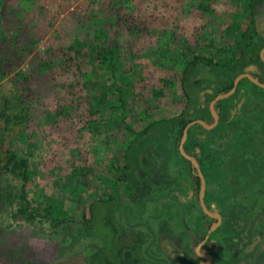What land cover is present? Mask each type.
Returning <instances> with one entry per match:
<instances>
[{"label": "rangeland", "instance_id": "obj_1", "mask_svg": "<svg viewBox=\"0 0 264 264\" xmlns=\"http://www.w3.org/2000/svg\"><path fill=\"white\" fill-rule=\"evenodd\" d=\"M248 2L0 0V264H89L99 239L82 236L74 241L82 229L77 221L84 218L89 231L97 226L104 239L113 235L103 226L98 204L92 207L95 226L90 224L88 206L97 200L143 202L163 197V183L177 181L178 196L197 202L195 179L178 157L177 131L162 147L153 134L139 144L124 171L126 185L123 155L132 138L127 127L138 131L176 115L184 102L182 69L200 56L213 67L198 64L190 72L196 103L199 92L216 77L214 67L235 60L246 43L240 34L250 28ZM255 2L260 34L264 0ZM250 37L259 42L256 32ZM239 88L246 101L262 106L234 117L227 126L237 142L247 139L261 148L258 155L264 159V92L245 83ZM194 138L191 132L186 148L193 142L197 146ZM199 147L205 153V146ZM10 155L15 161L27 159L24 195L27 211L37 214L33 220L16 215L25 204L19 176L10 166L3 169ZM200 170L206 182L204 204L222 217L221 229L210 234L212 264L228 260L221 239L228 221L242 227V242L235 250L244 257L238 264H252L253 257L246 255L258 245L259 255L264 252V231L255 227L257 220L249 222L264 221V186L255 195L241 194L237 205L224 207L214 190L220 161L206 152ZM168 212V234L173 235L181 227L179 210L172 207ZM197 213L198 208L192 215ZM46 215L67 221L54 226ZM208 221L201 222L205 226ZM198 226L189 224V241L199 237ZM256 233V241L249 242Z\"/></svg>", "mask_w": 264, "mask_h": 264}, {"label": "flooded vegetation", "instance_id": "obj_2", "mask_svg": "<svg viewBox=\"0 0 264 264\" xmlns=\"http://www.w3.org/2000/svg\"><path fill=\"white\" fill-rule=\"evenodd\" d=\"M249 12H250V9H249ZM250 16H251V14H250ZM260 33L262 36L264 34V31H262ZM263 47H261L260 49H262ZM260 49H259V51H260ZM259 51H258V53H259ZM260 62H261V60H260ZM263 65H264V63H263ZM244 72H246L250 75H251V73H253L254 76H252V75L251 76L256 78L257 80H258V78L263 77L260 74L261 69H258L257 67H254V66L246 67L242 73H244ZM239 74H241V73H239ZM242 80H244V79H242ZM250 84L253 85L252 83H250ZM238 88L239 87L237 85L235 91L233 92V94L229 98L216 102L219 104V112L214 109L217 116H218V122H217L215 127H218L220 125V123H219V117L221 115L220 112L227 108V106L229 105V103L232 100V97H234L235 94H236V96H239L238 98L246 97V96H244V94H242L241 89H239V92L237 93ZM256 88L259 89L258 87H256ZM260 90L264 91L263 89H260ZM205 92L206 91L203 89L201 92H199L198 97H205V94H206ZM217 94H219V93H214L212 98ZM210 100L208 101V103L210 102ZM222 103L225 104L224 108H220V104H222ZM253 109H251V110H253ZM249 112H246L242 115L249 114ZM173 116H175V115H173ZM236 116H241V115L232 114L229 117V120L226 122V124H224L225 129L229 128L227 126L228 122H231V120H233L234 117H236ZM195 120H202L206 124L211 123L212 120H211L210 114L208 112V104H207V116L203 117L202 119L201 118H194L191 121L187 122L186 124H188L192 121H195ZM206 120H207V122H206ZM184 126H183V128H184ZM198 128L203 129L199 125H192V126L187 128L185 141L187 140L188 135L191 134V132H192V134L195 135L194 141L196 142L197 146H195V143L193 142V144H194L193 147H191L190 149L186 148L184 145V143H185V141H184L183 149L185 152L186 151H193V150H195V147H199V145H202V144L205 145L204 139L200 138L201 133H197V131H196ZM214 128H212L210 130H204V129L203 130L204 131H211ZM230 134L232 135V139L227 144L226 149L223 152H220V153L215 155L216 158H218V160L220 161L222 171H221L220 178L215 181L216 184H215L214 190H215L217 198L219 200H221L224 207H226V205L229 203H232L233 206L235 204L237 205V203H239L238 200L241 199L240 195L247 191V189L242 190V191H239L237 189V187H238L237 185L241 182L240 180H237L238 178L247 177L248 179L250 178L252 180V178L255 177L256 173L258 175V178H260V179H261V177L264 178L262 176L264 173V171H263V166H264L263 160L264 159L262 156L258 155L260 152L258 150H260L261 148H257L255 145L252 146V143H248L247 139H241L240 141L237 142L236 141L237 139L233 135L231 130H230ZM196 150H198V149H196ZM202 150L203 149L201 148V151ZM177 151H178V146H177ZM124 152H125V150H124ZM186 154H188V153H186ZM178 155H179V153H178ZM204 155H205L204 150H203V154L201 152V156H200L199 160H196L195 157L190 155L197 162L198 170H199L200 174L202 175L203 179H204V176L200 170V166L202 164V158L204 157ZM128 157L130 158V156H128ZM123 159L125 161V155H123ZM182 160L184 161V168H186L187 172L189 174H191L193 176V178L195 179L194 189L196 191L195 192L196 199H197L196 203H192L188 200H185L184 199L185 196H183L184 198L179 197L178 196V190H177L178 189V183H177V181H173L171 183H166V184L163 183L162 188L159 191V194L162 195L163 197L155 196V197H157V198H155L154 196L153 197L151 196V197H148L147 200H145L143 202L136 201V200L132 201V202H128V200H127L128 198H123L124 199L123 201L121 199L114 201L111 197H108L106 200H103L104 201L103 203L98 204V210L100 211L99 214L101 215V218H103L102 222L109 229H111L110 232H112V234H113L112 235V241H114L115 238H117V240H118L119 251H120V254L123 258L124 264H126L127 259L128 260L130 259V262L132 261V251L133 250L135 251L136 248H138V249L144 248L152 240H154V241L157 240L160 242H162L164 240H166V241L168 240L171 242V245H168L169 246V252L166 256L168 264H181L184 260H187V261L190 260L191 264H199L201 262H205L204 258L198 257L195 253V247L197 245H199L200 243H202V244L200 245V247L198 249V253L209 255L210 261L208 264L213 263L211 250L208 249L209 248V242H210L209 239H210V234L212 232H214L216 229H219V228L221 229L222 217L219 213L211 212L207 208V206L204 204V192H203V204H204L205 208L210 213L218 214L220 216L219 224L208 235H206L207 230L209 229L210 225L215 222V220L203 215V213L201 212L200 207H199V203H198V187L197 188L195 187L196 183H198V178L196 177L195 171L191 167L190 163L183 158H182ZM129 164L130 163L128 162V168H129ZM126 167H127V163H125L122 172H123L124 181L126 182V185H128V181L126 180V177L124 175L125 174L124 171H125ZM260 179L255 184V186H259L260 182L262 183V186H264V180L261 179V181H260ZM204 184H206L205 179H204ZM204 191H205V187H204ZM164 192H165V194H164ZM92 203L93 202H91L90 204H92ZM190 205L194 206V208L192 209V211L190 213L189 212L187 213L188 207ZM172 207H174V208L176 207V209H178L179 212L180 211L183 212L184 215H183V218H178V222H179L181 227L179 229H176L173 235H169L168 234L169 227H170L169 223L171 221L172 215L170 216V213L168 212V210H170ZM196 208L199 209V214L197 213V215L196 214L192 215V212ZM88 214H89V206H88ZM205 218H208L209 221L207 222V224L205 226H203L201 221H203ZM88 219L90 221L91 226L93 227L94 224L92 223V220H91L92 217L90 214L88 215ZM81 220H83L86 223L87 232L90 233L88 235L85 234L82 236H84V237L85 236H93L94 237V235H91V233H93L95 230L94 227H93V231H89L87 222L84 218L77 221V223H80ZM255 221L257 222L255 227H259L258 230H262L261 233H263L264 221L262 219H259V218L258 219L254 218V220L249 219V222L251 224H253ZM198 223H200V224H198ZM189 224H192L195 226H198V225L200 226V227L198 226V228H197V230L199 232L197 235L199 237H196L195 239H192L190 241L187 238V234H189V232H190V230H189L190 228L188 227ZM227 225L229 228H226V230H225V228L224 229L222 228L223 231H222V238H221L223 248H225V250L228 252L227 255L229 256L228 260L226 261V264H238V260L243 259V257H244V255H243L241 258H239V256H238L239 250H235L236 245L239 242H242V237H239L240 233L242 231V229H241L242 227L239 229V227L237 225V227L234 228L236 225L235 222L231 223L230 221H228L227 224L224 225V227H226ZM202 228H204V231H201ZM258 230H256V231H258ZM163 231H165V233H163ZM236 232H238V233H236ZM227 238H229L230 240H227ZM257 238H258V235L256 233L255 236L250 238L251 240L249 242H252V241L255 242ZM96 240H98V239H96ZM98 246H99V244H97V245L95 244V248H97ZM137 246H139V247H137ZM247 246H248V244L246 243V245H243L242 248H245ZM259 247H260L259 245L256 246V248H254V251H252L249 255H246V257H250V256L253 257L251 259L252 264H264V252H263V254L259 255L258 251H256V249H258ZM214 248L215 247H213L212 249H214ZM152 251H155L154 246L149 247V252H152ZM253 252L255 253V255H253L254 254ZM172 253H174L175 255L176 254L179 255V259L176 260L175 262H173L171 260ZM182 264H185V263H182Z\"/></svg>", "mask_w": 264, "mask_h": 264}, {"label": "trees", "instance_id": "obj_3", "mask_svg": "<svg viewBox=\"0 0 264 264\" xmlns=\"http://www.w3.org/2000/svg\"><path fill=\"white\" fill-rule=\"evenodd\" d=\"M255 1L256 0L249 1V9L251 14L250 28H247L240 34V39L245 40L246 43L243 45V48L240 50V53L238 57L235 58V60H233L229 64L219 65L214 67L216 70V77L213 80L208 81L207 86L204 88V90L206 91L205 97H197L196 103L194 104L193 98H194L195 87L190 80V72L194 65L203 64L208 67H213V64L211 63L210 60L204 57L193 56L185 64L181 72L180 89L182 92V96L184 98V102L180 112L177 115L172 116L170 118H161L154 120L138 131H134L133 129L127 127V130H129V132L132 134V138L129 141L127 148L125 149L124 152L125 162L127 164L129 162L128 156H130V154L138 147V145L145 138H147V136L152 134L156 136L155 137L156 145H158V147H162L164 142L167 141V139L173 134L174 131H177L178 135L180 136L182 128L187 122L191 121L194 118L202 119L203 117L207 116V104L208 101L212 98L213 94L223 93L229 90L233 78L239 73H242L246 67L248 66L257 67L258 65L261 67V70L264 72V65L262 62H260L258 57L259 49L264 46V34L261 36V33L259 34V32L257 31V29H259L260 21L258 20V18L260 17V13L256 7ZM251 32L252 34L256 32V34L260 36L258 43L253 42L251 37L249 38ZM108 66L109 68L111 66L109 60H108ZM251 75L254 76L253 73H251ZM258 80L264 83V77L258 78ZM244 83L247 86H249V88H253L258 92H264L260 89H257L255 86L251 85L245 79L239 82L238 87ZM239 89L240 88L237 89V93L239 92ZM238 97L239 96H236L235 94L234 97H232V100L227 106V108L220 112L221 114L219 117L220 125L218 127H215L211 131H204L201 128H198L196 130L197 133H201L200 138L204 139L205 142L204 146L206 148L205 153L208 152L213 156L220 152H223L226 149L227 144L232 139V135L230 134L229 128L225 129L224 124H226V122L229 120V117L232 114L242 115L246 112L251 111V109L253 108L260 109L262 106V103H260L259 101H246L245 97H240V98ZM118 100L120 102V106L122 107L123 101L121 100L120 96H118ZM214 109L219 112L218 103L214 105ZM201 152L203 154V150L201 151L200 147H195V150L193 151H186V153L195 157L196 160H199L201 156ZM178 157L180 156L178 155ZM7 166H10V172L12 174H17L21 180L20 197L24 201L25 206L19 209L16 215L24 216L28 220H33L34 218L37 217V214L33 211H27L29 207V202L24 195V189L28 181L27 159L26 157H21L18 161H15L14 155H10L3 169L7 170ZM259 179L260 178H258L257 173L255 177L252 178V180L250 178L248 179L247 177L244 178L240 177L237 179L241 181L239 184L237 183L238 184L237 189L239 191L247 189L245 193L247 194L249 193V195L252 194L255 195L256 192H260L263 187L261 182L259 186H255V184L258 182ZM195 187L196 188L198 187V183H196ZM103 202H104L103 200H97L89 205V214L91 215V217H93V212H92L93 205L101 204ZM193 208L194 206L190 205L188 207L187 213L188 212L190 213ZM183 215L184 213L180 211L179 218H183ZM44 217L48 218L51 221L52 225L54 226L60 225L65 221H67V219L65 218L55 219V218H50L47 215ZM79 224L82 228L81 233L75 235V237L73 238L74 240L81 237L82 235L90 234L89 232H87V226L83 220H81ZM103 226L106 229L108 228L105 224H103ZM95 230L93 233H91V235H94L96 236V238L99 239V246L96 248L95 256L92 259H90L89 264H124L123 258L119 251V244L117 238H115L114 241H112V237L110 239H106V238L104 239V237H102L103 233L101 234L100 232L97 231V226H95ZM227 240L230 239L227 238ZM168 245H171V242L168 240L167 241L164 240L162 242L157 240L155 241L152 240L144 248L141 249L136 248L135 251L133 250L132 261L130 262V259L129 260L127 259L126 264H168L166 258L169 252ZM150 246L151 247L154 246L155 251L149 252ZM178 259H179V255L178 254L175 255L174 253H172L171 260L175 262ZM182 263L191 264V261L184 260Z\"/></svg>", "mask_w": 264, "mask_h": 264}, {"label": "water", "instance_id": "obj_4", "mask_svg": "<svg viewBox=\"0 0 264 264\" xmlns=\"http://www.w3.org/2000/svg\"><path fill=\"white\" fill-rule=\"evenodd\" d=\"M259 59L261 60L262 63H264V47L262 49H260L259 53H258ZM242 79H246L248 80L250 83H252L254 86L258 87L259 89H263L264 90V83L259 82L256 78L252 77L250 74L244 72L241 74H238L236 77H234V79L232 80L231 83V87L228 91L224 92V93H219L217 95H215L210 102L208 103V112L210 114L211 117V123L210 124H206L204 123L202 120H195L192 121L188 124H186L184 126V128L182 129L181 135H180V139H179V143H178V153L179 155L185 159L186 161H188L191 165V167L194 169L195 171V175L198 178V203H199V207L201 212L203 213V215L215 220V222L213 224L210 225L209 229L206 232V235H208L220 222V216L218 214H213L210 213L204 206L203 204V192H204V179L202 177V175L200 174L199 170H198V164L195 161V159L193 157H191L190 155L186 154V152L183 149V143L185 141L186 138V132H187V128L192 126V125H199L200 127H202L204 130H210L212 128H214L218 122V116L214 110V104L218 101L224 100L229 98L233 92L235 91L239 81H241ZM202 243H200L199 245H197L195 247V253L198 257L200 258H204L205 262H201L199 264H208L210 261V256L207 254H200L198 253V249L200 247Z\"/></svg>", "mask_w": 264, "mask_h": 264}]
</instances>
